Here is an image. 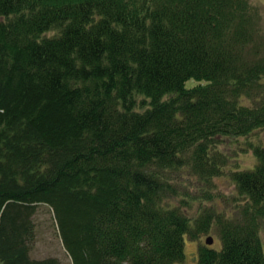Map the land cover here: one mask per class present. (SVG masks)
<instances>
[{
  "label": "trees",
  "instance_id": "16d2710c",
  "mask_svg": "<svg viewBox=\"0 0 264 264\" xmlns=\"http://www.w3.org/2000/svg\"><path fill=\"white\" fill-rule=\"evenodd\" d=\"M262 15L250 0H0V264H60L30 258L41 205L71 264L182 263L212 227L220 249L198 245L197 264H264ZM251 136L255 163L230 170L238 216L192 211L226 140Z\"/></svg>",
  "mask_w": 264,
  "mask_h": 264
},
{
  "label": "rangeland",
  "instance_id": "374dc122",
  "mask_svg": "<svg viewBox=\"0 0 264 264\" xmlns=\"http://www.w3.org/2000/svg\"><path fill=\"white\" fill-rule=\"evenodd\" d=\"M251 4L262 10L264 19V0H250ZM264 28V20H263ZM198 83L194 80L186 82V88H192ZM253 140V136L249 138H237L235 140H226L223 151L231 155V159L224 167L222 175L215 177L212 181V187H205L204 184L198 183V191H194L196 201L190 202L192 211L199 212L202 208L213 209L214 212L222 214L225 217L232 218L238 216V207L243 201L237 195L235 186L230 178V170H234L235 165L239 164L243 168L251 167L255 163V159L250 152H242L240 147H244L245 142ZM205 190L212 196L211 200H203L198 198ZM35 224V238L30 250V258L34 260H44L47 258H56L60 264H71L69 255L64 249L62 240L59 235L57 224L51 209L47 206H38L37 212L33 217ZM213 238L212 248L220 249V242L216 237V230L212 227L207 234L201 235V243L196 241L184 240V260L178 264H197V246L205 245L207 237ZM263 251H264V223L258 235Z\"/></svg>",
  "mask_w": 264,
  "mask_h": 264
},
{
  "label": "water",
  "instance_id": "95a60500",
  "mask_svg": "<svg viewBox=\"0 0 264 264\" xmlns=\"http://www.w3.org/2000/svg\"><path fill=\"white\" fill-rule=\"evenodd\" d=\"M205 243H206L208 246L212 245V239H211V238H207L206 241H205Z\"/></svg>",
  "mask_w": 264,
  "mask_h": 264
}]
</instances>
